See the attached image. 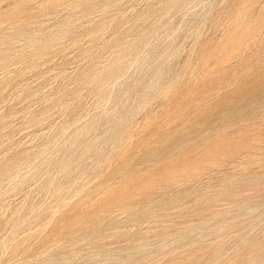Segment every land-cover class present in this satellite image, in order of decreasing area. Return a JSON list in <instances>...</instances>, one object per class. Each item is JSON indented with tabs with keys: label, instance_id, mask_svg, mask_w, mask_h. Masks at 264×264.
Here are the masks:
<instances>
[{
	"label": "rangeland",
	"instance_id": "rangeland-1",
	"mask_svg": "<svg viewBox=\"0 0 264 264\" xmlns=\"http://www.w3.org/2000/svg\"><path fill=\"white\" fill-rule=\"evenodd\" d=\"M0 264H264V0H0Z\"/></svg>",
	"mask_w": 264,
	"mask_h": 264
},
{
	"label": "bare ground",
	"instance_id": "bare-ground-1",
	"mask_svg": "<svg viewBox=\"0 0 264 264\" xmlns=\"http://www.w3.org/2000/svg\"><path fill=\"white\" fill-rule=\"evenodd\" d=\"M163 186H164V185H163ZM105 209H106V208H105ZM99 211H100V210H99ZM97 212H98V211H97ZM93 213L95 214V212H93ZM101 213H102V212H101ZM101 213H100V214H101ZM112 213H113V212H112ZM96 214H98V213H96ZM102 214H104V213H102ZM103 216H104V215H103ZM98 217H100V216H98ZM107 217H109V216H107ZM96 218H97V217H96ZM105 218H106V217H105ZM90 219H91V218H90ZM90 219H89V220H90ZM98 219H99V218H98ZM100 219H101V218H100ZM92 220H93V219H92ZM94 220H95V219H94ZM96 220H97V219H96ZM96 220H95V221H96ZM105 220H106V219H105ZM97 221H98V220H97ZM92 222H93V221H92ZM100 222H101V221H100ZM102 222H103V220H102ZM89 223H90V222H89ZM77 225H78V224H77ZM98 225H100V224H98ZM96 227H97V225H96Z\"/></svg>",
	"mask_w": 264,
	"mask_h": 264
}]
</instances>
